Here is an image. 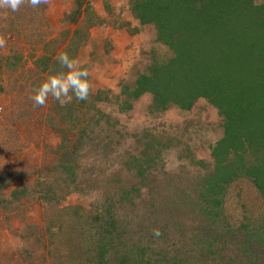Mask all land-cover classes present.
<instances>
[{"label": "rangeland", "instance_id": "rangeland-1", "mask_svg": "<svg viewBox=\"0 0 264 264\" xmlns=\"http://www.w3.org/2000/svg\"><path fill=\"white\" fill-rule=\"evenodd\" d=\"M74 1L0 7V264H103L98 228L121 233L115 242L158 245L162 264H264V207L251 181L230 183L218 216L206 218L198 198L222 136L216 111L199 99L158 112L148 94L125 109L121 87L166 57L164 45L152 26L123 27L134 0H86L71 24ZM60 52L89 71L88 100L34 106L41 81L66 71ZM106 260L129 264L114 250Z\"/></svg>", "mask_w": 264, "mask_h": 264}, {"label": "trees", "instance_id": "trees-1", "mask_svg": "<svg viewBox=\"0 0 264 264\" xmlns=\"http://www.w3.org/2000/svg\"><path fill=\"white\" fill-rule=\"evenodd\" d=\"M88 5L75 0L67 22L76 24ZM128 9L133 19L123 27L133 34L152 26L167 56L153 61L131 87H121L125 109L145 94L158 112L169 107L189 111L197 100H204L216 111L222 129L221 138L210 147L212 170L203 175L198 192L205 217L219 215L227 187L241 176L251 181L264 207V2L134 0ZM12 193L18 198L24 190ZM98 230L95 253L103 264L111 250L129 264L163 263L158 245L115 242L122 240L121 233L112 236Z\"/></svg>", "mask_w": 264, "mask_h": 264}, {"label": "clouds", "instance_id": "clouds-1", "mask_svg": "<svg viewBox=\"0 0 264 264\" xmlns=\"http://www.w3.org/2000/svg\"><path fill=\"white\" fill-rule=\"evenodd\" d=\"M25 2L33 8H38L46 0H0V7L15 12ZM4 44L5 40L0 38V47ZM56 60L66 71L49 74L41 81L31 96L34 106H44L49 96L61 106L71 103L73 97L77 101H87L90 93L89 71L79 60L71 58L67 52H60ZM153 234L159 237V229H155Z\"/></svg>", "mask_w": 264, "mask_h": 264}]
</instances>
